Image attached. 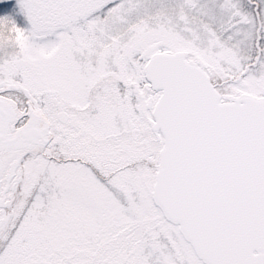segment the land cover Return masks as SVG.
I'll use <instances>...</instances> for the list:
<instances>
[{
	"label": "snow or ice",
	"instance_id": "1",
	"mask_svg": "<svg viewBox=\"0 0 264 264\" xmlns=\"http://www.w3.org/2000/svg\"><path fill=\"white\" fill-rule=\"evenodd\" d=\"M0 4V264H264V0Z\"/></svg>",
	"mask_w": 264,
	"mask_h": 264
},
{
	"label": "rangeland",
	"instance_id": "2",
	"mask_svg": "<svg viewBox=\"0 0 264 264\" xmlns=\"http://www.w3.org/2000/svg\"><path fill=\"white\" fill-rule=\"evenodd\" d=\"M15 3V0H0V4H3V11H11L12 10V5ZM2 14V13H0Z\"/></svg>",
	"mask_w": 264,
	"mask_h": 264
}]
</instances>
